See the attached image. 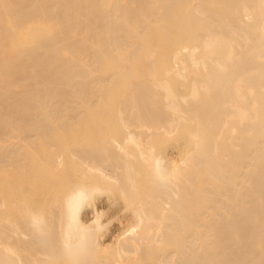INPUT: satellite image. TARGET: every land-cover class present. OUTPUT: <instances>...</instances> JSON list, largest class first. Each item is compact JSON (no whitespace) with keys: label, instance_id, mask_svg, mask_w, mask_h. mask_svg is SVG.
Returning a JSON list of instances; mask_svg holds the SVG:
<instances>
[{"label":"bare ground","instance_id":"bare-ground-1","mask_svg":"<svg viewBox=\"0 0 264 264\" xmlns=\"http://www.w3.org/2000/svg\"><path fill=\"white\" fill-rule=\"evenodd\" d=\"M0 264H264V0H0Z\"/></svg>","mask_w":264,"mask_h":264},{"label":"rangeland","instance_id":"rangeland-1","mask_svg":"<svg viewBox=\"0 0 264 264\" xmlns=\"http://www.w3.org/2000/svg\"><path fill=\"white\" fill-rule=\"evenodd\" d=\"M70 170V171H69ZM66 173L68 174V175H74V174H76V172H74V170L73 169H71V166L68 168V171H66ZM79 180V179H78ZM33 203H36V202H33ZM120 226V223H118L117 221H116V223L112 226V227H119Z\"/></svg>","mask_w":264,"mask_h":264}]
</instances>
